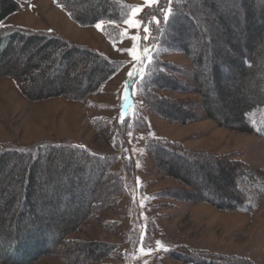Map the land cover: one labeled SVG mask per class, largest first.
<instances>
[{"label":"rangeland","instance_id":"374dc122","mask_svg":"<svg viewBox=\"0 0 264 264\" xmlns=\"http://www.w3.org/2000/svg\"><path fill=\"white\" fill-rule=\"evenodd\" d=\"M123 1L133 7L128 19L136 20L137 23L142 20L143 27L149 29L147 33L143 32V27L132 28L124 23L121 39L109 42L101 33V24L99 29L95 26L79 27L55 6L52 0L21 1L18 11L1 23L54 32L71 43L86 45L110 60L121 63L116 75L102 85L97 93L82 102L63 98L31 102L23 97L16 81L0 78V146L5 144L25 147L42 141H64L114 155L117 159L113 170L119 174L126 191L113 205L95 212L92 219L66 237V240L73 242L112 245L114 249L108 257L97 263L91 262L84 253L77 254L75 259H66L62 252H59L61 250L52 243L46 246L49 254L32 264H184L166 254L168 250L178 246L244 257L255 264H264V180L249 189V192L254 194L249 198L252 207L248 211L225 212L207 204L184 202L172 198L168 193L188 188L155 170L143 150L147 140L163 138L178 142L192 151L228 155L245 163L254 174H259L261 170L264 171L263 141L256 135L218 127L213 121L202 116L193 123L181 125L163 120L146 110L143 98L151 93V90H142L141 79L148 73L149 65L154 66L157 62L168 65L169 69L175 71L171 72V75L177 82L191 86L192 64L181 51L168 44L164 46V42L160 43V38L155 32L158 24L152 20L153 16L147 14L143 17L147 10L155 8L158 0L153 4H147L145 0ZM239 1L242 0H213L212 5L208 6L204 0H194L189 4L190 11L193 12V24L189 25L181 19L173 24L169 34L178 43L189 45L194 54L202 53L205 58H208V55L228 57V72L234 82L225 81L223 89L229 96L223 97L219 103L218 96L210 95L213 108L221 112L224 111L225 104L230 105L233 101L231 95L240 90L242 83V79L236 77L238 60L234 48H239L241 52L245 49L241 39V22L243 17L246 20V8L252 6L253 11H256L264 7V0H245V6H240ZM135 9L141 11L133 17ZM166 13L169 14V9ZM220 20H227L229 30L226 31L227 28L219 25ZM253 22L264 26V21L259 23L258 18ZM251 24L254 25L252 22ZM253 31L251 29L250 35ZM141 33L142 41L139 35ZM145 35L147 39H144ZM132 36L139 39L134 42L130 39ZM166 41L168 42V38ZM134 44L136 51L130 55L129 50L133 49ZM18 47L19 45L12 47L13 54L10 56L11 60H18L17 64L24 63V59L35 58L33 51L29 50L17 59ZM215 62H204L199 72L200 80H209V70L215 68ZM59 71H65L62 64ZM129 72L133 73L134 79L129 78ZM81 73L83 69L78 68L73 74L68 73V78ZM99 76L94 74L86 77L93 81ZM83 78L85 77L80 79ZM127 84L131 87V102L124 105V90ZM88 85L89 82L83 79V83L80 80L77 87L84 88ZM161 95L190 102L194 105V110L200 111L201 99L195 94L163 92ZM243 95L245 96V93ZM144 125L147 129L143 131ZM124 155L129 159L127 163ZM38 163L43 164L41 159ZM173 163L175 169L188 170L192 181H199L200 177L204 179L208 175V171L199 173L198 170L192 169L184 159L175 160ZM90 165L92 168L96 167L95 163ZM6 167L13 166L4 163L1 170ZM56 167L62 169L64 165L56 163ZM87 167L89 172L84 170L81 179L88 186L84 187V191L73 187V203L81 204V197H84L83 200L95 195H98L97 200L100 197L108 198L109 187L112 185L109 183L112 181L100 184L103 189H96L99 174L97 170L92 174L90 166ZM215 170L216 167L213 168L211 176L216 175ZM64 173L65 180H59L58 184L63 188H70L67 183V179L71 178L70 170L67 169ZM42 176L43 173H39L36 177L38 185L42 183ZM252 177L253 175L248 179L253 182L255 179ZM4 185L7 184L0 182V188ZM58 211L67 213L71 211V207H60ZM45 233V236L50 235ZM96 254L97 252L94 255ZM101 254L102 252H98L97 256Z\"/></svg>","mask_w":264,"mask_h":264},{"label":"trees","instance_id":"16d2710c","mask_svg":"<svg viewBox=\"0 0 264 264\" xmlns=\"http://www.w3.org/2000/svg\"><path fill=\"white\" fill-rule=\"evenodd\" d=\"M21 1L30 0H0V78L16 81L24 98L31 102L52 98L82 102L97 93L102 85L116 75L121 63L110 60L96 49L71 43L54 32L2 25L6 18L18 11ZM192 1L194 0H158L155 8L147 10L143 15L158 17L160 23L155 27V32L160 38V43L164 42V46L168 44L181 51L192 64L191 86L177 82L171 75V72L175 71L169 69L168 65L160 62L154 66L149 65L148 73L141 79L142 90H151V93L143 98L145 108L163 120L181 125L193 123L202 116L213 121L218 127L256 135L264 145V26L253 22L255 18L260 20L259 23L264 21V7L256 11H253L252 6L246 8V20L243 17L241 22V39L246 50L241 52L239 48H234L238 60L236 77H240L242 83L240 90L231 95L233 101L230 105L221 103L223 106L225 104L224 111L221 112L213 108L210 95L218 96L219 103L223 97L229 96L223 89L225 81L234 82L228 72V57L208 55V58H205L202 53L194 54L189 45L180 44L169 35L173 24L181 19L189 25L193 24V12L189 8ZM204 1L208 6L213 3V0ZM52 2L79 27L101 24V33L109 42L121 39L122 25L128 20L133 8L123 0ZM239 4L245 6L246 2L242 0ZM168 9L170 19L166 22L165 14ZM219 25L227 28L226 31L229 30L227 20H220ZM251 29L254 30L252 35ZM139 35L142 41V33ZM18 45L17 59L29 50L33 51L35 58L24 59L25 62L21 65L17 64L18 60H11L12 47ZM205 60L208 64L212 60L216 61L217 65L212 70L209 66V80L203 81L200 80L199 72ZM61 64L65 67L62 73L59 71ZM78 68H82L84 74L68 78V73L73 74ZM94 74L100 76L89 81L87 77ZM81 77H85L84 81L89 82L88 86L77 87L80 80L83 83ZM163 92L199 96L200 113L194 110V105L190 102L162 96ZM130 93V84H127L124 90V105L131 102ZM146 129L147 126L144 125L143 131ZM143 150L155 170L188 188L168 193L172 198L184 202L207 204L225 212L248 211L252 207L249 198L254 194L249 192V189L264 180V171L254 174L251 168L236 158L192 151L178 142L163 138L147 140ZM123 158L127 163L129 159L125 155ZM40 159L43 164L38 163ZM116 159L114 155L64 141H42L25 147L1 145L0 182L7 185L0 188V264H32L49 254L46 246L52 243L61 250L59 252H62L66 259H75L77 254L84 253L91 262L97 263L108 257L113 252L112 245L73 242L66 240V237L92 219L95 212L113 205L125 194L124 184L119 174L113 170ZM181 159L186 160L191 168L198 172L208 171V175L204 179L200 177L199 181H192L188 170L175 169L173 162ZM4 163L13 167L1 170ZM56 163L64 165L63 168L66 169H58ZM91 163H95L96 167L92 168ZM87 166H90L92 174L95 170L99 174L96 189H103L100 184L112 181L109 183L112 185L109 187L108 198L100 197L97 200L98 195H95L87 200L81 197V204L73 203V187L84 191V187L88 186L81 179L82 172L89 168ZM215 167L216 175L211 176ZM67 169L71 173V178L67 179L70 188H63L58 183L61 179L65 180L64 172ZM39 173H43L40 185L36 181ZM252 175L255 179L253 182L248 179ZM55 194L59 196L55 197ZM64 206L71 207V211L59 212L58 209ZM45 232L50 235L45 236ZM95 252L102 254L97 256L94 255ZM166 254L184 264H255L244 257L192 250L184 246L174 247Z\"/></svg>","mask_w":264,"mask_h":264},{"label":"snow or ice","instance_id":"6c2138e0","mask_svg":"<svg viewBox=\"0 0 264 264\" xmlns=\"http://www.w3.org/2000/svg\"><path fill=\"white\" fill-rule=\"evenodd\" d=\"M145 2H146L147 4H153V3H156L157 0H145ZM140 11H141V9H135V10L133 11V13H132L133 17H135L136 14H137L138 12H140ZM169 19H170V16H169V14L166 13V14H165V21L167 22ZM152 20H153L155 23H157V24L160 23L159 18L156 17V16H153V17H152ZM125 23L128 24V25H129L130 27H132V28H141V27H143V21H142V20H141L139 23H137L136 20L128 19V20L125 21ZM95 27H97V28L99 29V28H100V24H96ZM148 31H149V29H148L147 27H143V32H144V33H147ZM130 39H132V40L135 42L137 39H139V37H137V36H132V37H130ZM144 39H147V36H146V35H145ZM135 51H136V47H135V44H134L133 49L129 50V54H130V55H133V54L135 53ZM144 51L147 52V49H145ZM128 76H129L130 79H134V76H133V73H132V72H129V73H128ZM123 119H124V118H123V115H122V120H123ZM130 134H131V133H130Z\"/></svg>","mask_w":264,"mask_h":264},{"label":"bare ground","instance_id":"6f19581e","mask_svg":"<svg viewBox=\"0 0 264 264\" xmlns=\"http://www.w3.org/2000/svg\"><path fill=\"white\" fill-rule=\"evenodd\" d=\"M126 258V257H125Z\"/></svg>","mask_w":264,"mask_h":264}]
</instances>
